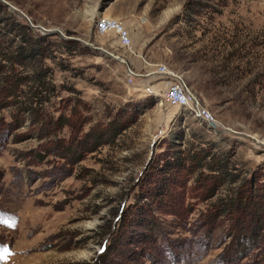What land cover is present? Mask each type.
<instances>
[{"label":"rangeland","instance_id":"1","mask_svg":"<svg viewBox=\"0 0 264 264\" xmlns=\"http://www.w3.org/2000/svg\"><path fill=\"white\" fill-rule=\"evenodd\" d=\"M102 16L130 48L98 32ZM20 26L43 53L10 69ZM159 63L218 126L162 102ZM104 252L264 264V0H0V264Z\"/></svg>","mask_w":264,"mask_h":264},{"label":"built area","instance_id":"2","mask_svg":"<svg viewBox=\"0 0 264 264\" xmlns=\"http://www.w3.org/2000/svg\"><path fill=\"white\" fill-rule=\"evenodd\" d=\"M96 29L100 34H113L120 46L130 48L133 40L129 28L122 20L112 16H102L96 22ZM154 74L163 80L165 86L162 102L171 107H177L188 111L192 117L214 127L218 126V121L213 112L206 107L199 97L189 88L186 81L177 71L171 69L165 63L156 65ZM137 75L134 68L127 65L126 79L133 82ZM229 131H233L227 128Z\"/></svg>","mask_w":264,"mask_h":264},{"label":"trees","instance_id":"3","mask_svg":"<svg viewBox=\"0 0 264 264\" xmlns=\"http://www.w3.org/2000/svg\"><path fill=\"white\" fill-rule=\"evenodd\" d=\"M19 29L20 30H19L18 34L21 35L20 36V38H21L20 44H17L15 46L14 54L8 55V53H7L6 59L4 58L7 62L11 63L9 65L10 69L13 67V64H23L25 59L31 58L32 60H36V57L39 56V54L43 53L42 49L40 48L41 47L40 45H41V42L45 40V37L44 36H38L35 34L28 35V33H26L27 31H24L25 28L23 29L22 26H20ZM15 38H16V36H15ZM15 38H14V40H15ZM8 42L13 43V39L9 40ZM65 42L66 41L63 40V43H65ZM71 44H75V43H71ZM30 75L28 77L29 78L28 82H29L30 78L32 77V75L31 76ZM35 75L37 76V78H36V81H37L39 79V77H38L39 71H38V74H35ZM175 159L179 160V157H175ZM130 221L133 223H139V218L137 219L134 217V218H131ZM244 228H245V225H244ZM250 232L251 231H249V230L247 231V233H250ZM100 258H101V261H103V262L106 261L107 264H109V262H111L110 259H108V255H106L105 252L100 256Z\"/></svg>","mask_w":264,"mask_h":264},{"label":"water","instance_id":"4","mask_svg":"<svg viewBox=\"0 0 264 264\" xmlns=\"http://www.w3.org/2000/svg\"><path fill=\"white\" fill-rule=\"evenodd\" d=\"M9 6H10L11 9H13V10H17L14 6H12V5H9ZM23 16L26 17L25 14H23Z\"/></svg>","mask_w":264,"mask_h":264}]
</instances>
